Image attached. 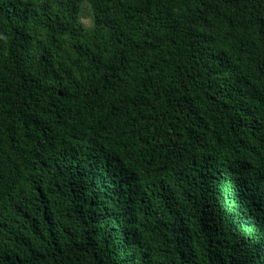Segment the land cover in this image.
<instances>
[{
  "label": "trees",
  "instance_id": "16d2710c",
  "mask_svg": "<svg viewBox=\"0 0 264 264\" xmlns=\"http://www.w3.org/2000/svg\"><path fill=\"white\" fill-rule=\"evenodd\" d=\"M0 264H264V0H0Z\"/></svg>",
  "mask_w": 264,
  "mask_h": 264
},
{
  "label": "rangeland",
  "instance_id": "374dc122",
  "mask_svg": "<svg viewBox=\"0 0 264 264\" xmlns=\"http://www.w3.org/2000/svg\"><path fill=\"white\" fill-rule=\"evenodd\" d=\"M80 22L86 28L92 27L91 12L87 3H83L80 9Z\"/></svg>",
  "mask_w": 264,
  "mask_h": 264
}]
</instances>
